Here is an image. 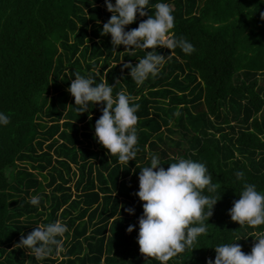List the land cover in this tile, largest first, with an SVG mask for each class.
<instances>
[{"label": "trees", "instance_id": "trees-1", "mask_svg": "<svg viewBox=\"0 0 264 264\" xmlns=\"http://www.w3.org/2000/svg\"><path fill=\"white\" fill-rule=\"evenodd\" d=\"M157 2L150 0L147 15ZM165 2L173 7L172 32L195 51L157 47L165 63L137 85L122 64L135 66L154 50L129 56L123 45L113 49L110 35H100L112 15L104 0L94 7L89 0H0V112L10 117L0 126V264H160L137 243L143 202L135 193L150 154L165 169L181 158L204 163L219 182L215 193L204 192L221 195L207 233L167 264H205L224 243L247 254L264 235V225L240 226L228 215L245 181L264 192V0ZM77 72L140 105L135 160L120 162L97 142L102 104L75 110L67 89ZM34 195L42 197L39 210L28 202ZM57 220L69 228L64 252L38 261L13 247L35 224ZM129 225L137 227L128 233Z\"/></svg>", "mask_w": 264, "mask_h": 264}, {"label": "clouds", "instance_id": "clouds-1", "mask_svg": "<svg viewBox=\"0 0 264 264\" xmlns=\"http://www.w3.org/2000/svg\"><path fill=\"white\" fill-rule=\"evenodd\" d=\"M89 3L95 6L94 0H89ZM149 3L150 0H115L113 4L111 0H104L106 10L112 15L103 24L100 35H110L113 49L123 45L129 56H135L136 49L154 50L147 51L135 66L122 64L121 71L128 69L137 85H142L149 77H156L165 63V56L155 51L157 47L169 50L179 47L187 54L195 51L190 42L177 38L172 32L175 27L172 5L159 0L154 4V15H147L145 9ZM137 14L140 17L147 15V19L137 28L126 31L125 26L135 22ZM261 15L264 18V13ZM113 90L114 86L107 81L98 83L93 75L78 72L67 89L74 97L78 113L88 111L90 104L103 105L100 109L102 115L94 125L95 138L111 156L116 155L120 162L128 164L135 160L139 151L136 125L140 105L130 103L131 97L123 91L114 96ZM9 123L10 117L0 112V126ZM161 164L157 154H150V164L139 168L135 195L143 203L142 214L137 220V243L141 254L167 264L171 258L191 248L199 236L207 233L208 220L221 195L216 198L204 194L205 190L215 193L219 184L213 183V176L204 163L181 158L170 163L167 169ZM244 175L243 171L235 173L238 180H244ZM41 200L40 195H34L28 202L39 210ZM125 212L133 215L135 209L128 207ZM228 215L240 226L247 224L256 228L264 225V192L245 181L239 199L233 201ZM35 225L26 237L21 236L14 248L25 249L38 261L65 251V234L69 232L65 223L57 220ZM137 225H129L126 231L131 233ZM255 240L257 242L247 254L236 243L212 247L215 258L207 259L205 264H264V235Z\"/></svg>", "mask_w": 264, "mask_h": 264}]
</instances>
